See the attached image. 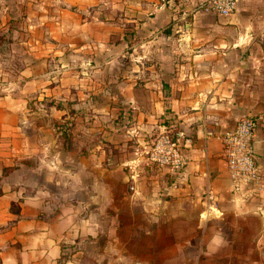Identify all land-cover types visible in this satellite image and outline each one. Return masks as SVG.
I'll list each match as a JSON object with an SVG mask.
<instances>
[{"label":"crops","instance_id":"0c3cea01","mask_svg":"<svg viewBox=\"0 0 264 264\" xmlns=\"http://www.w3.org/2000/svg\"><path fill=\"white\" fill-rule=\"evenodd\" d=\"M205 1L0 0V264L78 245L105 263L264 264V187L233 188L221 142L251 117L264 170V0ZM165 108L179 174L139 165Z\"/></svg>","mask_w":264,"mask_h":264},{"label":"built area","instance_id":"2783aa9c","mask_svg":"<svg viewBox=\"0 0 264 264\" xmlns=\"http://www.w3.org/2000/svg\"><path fill=\"white\" fill-rule=\"evenodd\" d=\"M238 1L206 0L201 7L212 13L229 15L236 9ZM255 127L256 121L249 116H242L232 128L221 135L222 156L233 188L249 186V192L252 195H256L264 187V170L254 162L252 137ZM186 142L184 132L178 124L173 136L169 129L160 126L152 140L144 145L142 151L150 162L174 174H179L186 165L183 149Z\"/></svg>","mask_w":264,"mask_h":264},{"label":"rangeland","instance_id":"374dc122","mask_svg":"<svg viewBox=\"0 0 264 264\" xmlns=\"http://www.w3.org/2000/svg\"><path fill=\"white\" fill-rule=\"evenodd\" d=\"M55 102V105L56 107H60V103L59 101H56V100H53ZM69 103V101H67ZM98 111L97 112H94L93 114H96L98 115L99 114V111L100 109H97ZM120 109H114V112L115 114L117 115L118 111ZM102 115H105L104 112H101ZM111 117V116H110ZM116 121V120H115ZM57 125V123H55V126ZM117 127V126H116ZM108 128L105 129V131L108 132ZM118 134L120 133L119 130L116 131ZM117 137V138H115ZM115 140L119 139L121 136L120 135H117L115 136ZM121 141H118V143H120ZM138 145L135 144L133 145L132 147H124V149H133L135 151V160H137V163L139 161V159L141 158L140 156V152L141 150L138 149L137 147ZM143 155H144V158L146 159V161L144 160H140L139 162V165H143V166H147V165H150V166H156V167H159L156 163H152L150 162L149 160H147L144 152H143ZM144 161V162H143ZM142 162V163H141ZM148 167V166H147ZM159 168H164V167H159ZM166 169V168H164ZM264 239V238H263ZM200 243H198V247H200L199 245ZM79 246V245H78ZM76 247L77 249H75L74 251L73 250H70L66 253H64L61 257V259L56 263V264H140V263H105L104 261H102V258L101 256L103 255L102 252H95L94 254H89L87 255L85 252H84V249H83V246H79V247ZM199 249V248H198ZM150 264H154V263H150ZM164 264H170V263H164ZM182 264V263H181ZM184 264V263H183ZM189 264V263H188Z\"/></svg>","mask_w":264,"mask_h":264},{"label":"trees","instance_id":"16d2710c","mask_svg":"<svg viewBox=\"0 0 264 264\" xmlns=\"http://www.w3.org/2000/svg\"><path fill=\"white\" fill-rule=\"evenodd\" d=\"M160 125L166 129H169L170 134L172 136L174 135V132L177 129V124L175 121V117L168 108H165V116H163Z\"/></svg>","mask_w":264,"mask_h":264}]
</instances>
